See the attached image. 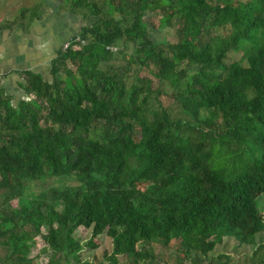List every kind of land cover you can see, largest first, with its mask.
<instances>
[{
  "label": "trees",
  "instance_id": "trees-1",
  "mask_svg": "<svg viewBox=\"0 0 264 264\" xmlns=\"http://www.w3.org/2000/svg\"><path fill=\"white\" fill-rule=\"evenodd\" d=\"M63 1L82 25L50 79L19 71L15 105L0 87V264H36L37 237L46 264H264V0ZM47 175L76 184L25 194ZM80 227L111 239L103 259ZM224 238L243 263L210 254Z\"/></svg>",
  "mask_w": 264,
  "mask_h": 264
},
{
  "label": "crops",
  "instance_id": "crops-1",
  "mask_svg": "<svg viewBox=\"0 0 264 264\" xmlns=\"http://www.w3.org/2000/svg\"><path fill=\"white\" fill-rule=\"evenodd\" d=\"M29 1L32 2L30 7L25 4ZM38 3L43 4L45 9L48 7L47 0H0V87L12 98L11 101L27 97L21 86L23 78L18 72L32 70L46 79L50 60L66 41L78 33L74 30L80 16L66 9L63 0H56L57 11L52 15L53 23L48 24L41 16L44 12H41L37 14L38 17L28 19V25L24 20H18L19 24L8 27L7 23L15 21L17 16L15 13L14 16L10 15V7L21 12Z\"/></svg>",
  "mask_w": 264,
  "mask_h": 264
},
{
  "label": "rangeland",
  "instance_id": "rangeland-1",
  "mask_svg": "<svg viewBox=\"0 0 264 264\" xmlns=\"http://www.w3.org/2000/svg\"><path fill=\"white\" fill-rule=\"evenodd\" d=\"M17 1V0H15ZM39 2V1H38ZM48 7L46 9L43 7V10L41 12H44L41 16H43V19L46 20V22L53 23L52 15L57 11V8L55 6L56 0H47ZM37 3V2H36ZM26 6L30 7L32 5V2H25ZM39 4V3H38ZM27 9V10H25ZM30 9L24 8L22 10L23 14V20L27 22V25L29 24L28 19L30 16ZM10 15H13L15 13L16 19L21 20V14L20 10L15 11L12 7H10ZM40 12V13H41ZM34 16H37V13L34 14ZM38 17V16H37ZM12 18V17H10ZM144 20L146 21V24L149 27L151 36L154 40L162 41V42H168V41H174L175 40V34L174 30L168 27H160L158 25V19L154 15H147L144 17ZM23 22V21H22ZM82 25V20L80 19L77 29L74 30L75 32H78L80 29V26ZM75 26H73L74 28ZM67 43V41L63 44V46ZM238 58L239 54L233 53L231 54V58ZM68 66L72 67L71 63L68 62ZM50 73H47L45 75L46 79H50ZM28 99V96L26 97ZM16 100L13 99L12 103L15 105ZM164 105H166L174 117L183 116L181 112L177 110L174 103L172 101H169L168 98L163 99ZM76 184L75 180L73 179V176H65V175H58V176H44L36 180H30L26 182L25 185V194H29L30 196L40 193L41 191H44L51 187H57V186H63V185H73ZM141 188L144 187V185L140 186ZM15 203V201H13ZM259 208L261 211V214L264 216V195H261L259 197ZM75 236L80 239V241L85 245L82 249L81 257L83 259H89L92 260L94 256H97L98 259H103V253H109L111 251V239L106 236L104 233L99 235L98 237L94 238L93 242L97 244L95 248H90L91 246L86 245V243L89 241L91 237V229H86L83 227H80L75 232ZM258 242H264V232L259 234L257 236ZM42 240L37 237L36 238V244L34 247H32L31 255H35L39 252V257L35 261L36 264H46L48 255L50 251H46L45 253H40L41 247H43ZM252 252V248L250 246H238L235 239L233 238H224L221 243H218L215 248L210 251V254L217 255L218 253H225L230 256L231 262L233 263H243L245 261V256L248 254L250 255ZM125 259L123 257H119V263L123 264ZM104 264H110L107 261H104Z\"/></svg>",
  "mask_w": 264,
  "mask_h": 264
},
{
  "label": "built area",
  "instance_id": "built-area-1",
  "mask_svg": "<svg viewBox=\"0 0 264 264\" xmlns=\"http://www.w3.org/2000/svg\"><path fill=\"white\" fill-rule=\"evenodd\" d=\"M68 45V41H67V43L64 45V47H66Z\"/></svg>",
  "mask_w": 264,
  "mask_h": 264
}]
</instances>
